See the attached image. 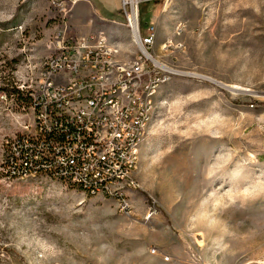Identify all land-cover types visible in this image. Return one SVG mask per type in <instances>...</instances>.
I'll return each mask as SVG.
<instances>
[{
    "label": "rangeland",
    "instance_id": "obj_1",
    "mask_svg": "<svg viewBox=\"0 0 264 264\" xmlns=\"http://www.w3.org/2000/svg\"><path fill=\"white\" fill-rule=\"evenodd\" d=\"M63 1L0 0V264H264V163L250 137L264 113V0H138L140 31L155 28L150 54L171 79L132 173L139 187L121 190L128 210L114 194L2 171L8 142L32 130L20 87L37 77L49 44L81 36L75 5L64 13ZM117 9L122 16L123 0ZM92 18V34L125 43L120 58H135L124 15ZM254 220L259 244L251 232L228 233Z\"/></svg>",
    "mask_w": 264,
    "mask_h": 264
},
{
    "label": "built area",
    "instance_id": "obj_2",
    "mask_svg": "<svg viewBox=\"0 0 264 264\" xmlns=\"http://www.w3.org/2000/svg\"><path fill=\"white\" fill-rule=\"evenodd\" d=\"M68 2L74 6L78 0L58 4L64 13ZM138 4L123 0L125 27L138 49L133 60H122L120 44L103 31L48 45L37 77L20 87L29 96L33 125L7 144L2 164L7 179L46 176L89 196L114 194L129 209L121 190L139 187L132 173L156 95L171 79L150 54L155 28L142 34ZM153 214L150 209L149 217Z\"/></svg>",
    "mask_w": 264,
    "mask_h": 264
},
{
    "label": "crops",
    "instance_id": "obj_3",
    "mask_svg": "<svg viewBox=\"0 0 264 264\" xmlns=\"http://www.w3.org/2000/svg\"><path fill=\"white\" fill-rule=\"evenodd\" d=\"M120 1L121 0H89L90 4L92 5L91 8L89 2L86 0H78L74 9L76 13H74L75 15L73 14V16L78 18L79 25L83 26H78V32L80 35L87 36L92 34L91 32L94 26V19L92 17H95L96 20L102 24L110 22L116 23L115 20L120 21L121 18H123V15L121 16L117 9V6L120 5ZM154 1L156 0H140V4L149 5ZM120 29L124 35H127V33L131 35L130 31L125 26ZM119 44L121 45V48L123 47L122 49H124V46L128 48V46L124 45L125 43L121 42ZM127 45H131V43L128 42ZM250 132L252 142L258 148V161L264 163V113L260 117H257L256 121L252 123Z\"/></svg>",
    "mask_w": 264,
    "mask_h": 264
},
{
    "label": "bare ground",
    "instance_id": "obj_4",
    "mask_svg": "<svg viewBox=\"0 0 264 264\" xmlns=\"http://www.w3.org/2000/svg\"><path fill=\"white\" fill-rule=\"evenodd\" d=\"M125 2L128 5L135 7L137 5V3H138V0H136V2H134L133 0H125ZM155 62L157 63V65L161 66L162 68H164L166 70L168 69L164 65H161L160 63H158L156 60H155ZM203 78H205L207 80H210V81H212L214 83H217L218 85H221V86H223L225 88H228L225 85H223V84H221L219 82H215L214 80H211V79H209L207 77H203ZM229 89L231 91H233V92H239V90H241L239 87H233V88H229ZM241 92L252 93L249 90H244V91H241ZM254 95H256V94H254ZM238 225L239 224H237V226ZM215 228H216V230L218 232H220V234H224L225 233V230L221 229L222 228V223H221V220L218 219V218H215ZM246 232H248V233L251 232L253 234L254 238L256 239L257 244H259V242L262 240V236L260 235V225L256 222V220L251 222V225L245 224L243 226H238V227L234 226L230 231H228L229 234L231 233L233 235V239H235V240L241 238V236H243L244 233H246Z\"/></svg>",
    "mask_w": 264,
    "mask_h": 264
}]
</instances>
